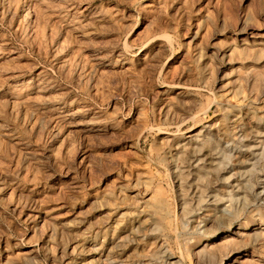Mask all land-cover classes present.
Returning a JSON list of instances; mask_svg holds the SVG:
<instances>
[{
  "label": "rangeland",
  "instance_id": "rangeland-1",
  "mask_svg": "<svg viewBox=\"0 0 264 264\" xmlns=\"http://www.w3.org/2000/svg\"><path fill=\"white\" fill-rule=\"evenodd\" d=\"M230 263L264 264V0H0V264Z\"/></svg>",
  "mask_w": 264,
  "mask_h": 264
},
{
  "label": "bare ground",
  "instance_id": "bare-ground-1",
  "mask_svg": "<svg viewBox=\"0 0 264 264\" xmlns=\"http://www.w3.org/2000/svg\"><path fill=\"white\" fill-rule=\"evenodd\" d=\"M249 230H250V229H249ZM240 234H241V232L236 233V235H240ZM241 235H242V234H241ZM225 242H227V241H225ZM210 251L212 252V250H210ZM213 251H214V250H213ZM201 252H202V253H205V252H208V250L206 249V247H205V248L203 247V248L201 249ZM214 254H215V253H214ZM214 254H213V255H214ZM230 254H231V253H230ZM211 255H212V254H211ZM211 255H210V256H211ZM213 258H214V257H213ZM230 264H231V263H230Z\"/></svg>",
  "mask_w": 264,
  "mask_h": 264
}]
</instances>
